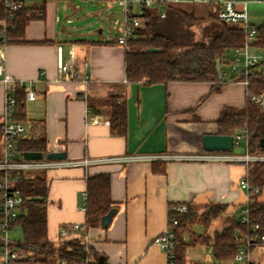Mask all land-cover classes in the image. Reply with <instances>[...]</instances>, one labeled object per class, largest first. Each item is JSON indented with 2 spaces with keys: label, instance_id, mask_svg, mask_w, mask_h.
<instances>
[{
  "label": "crops",
  "instance_id": "crops-1",
  "mask_svg": "<svg viewBox=\"0 0 264 264\" xmlns=\"http://www.w3.org/2000/svg\"><path fill=\"white\" fill-rule=\"evenodd\" d=\"M110 1L117 5L115 0ZM60 3L61 0H45L26 4L44 8V18L32 20L26 26L22 42L0 43V64L15 79L33 83L37 98L26 99L27 119L23 123L30 126L33 139L46 138L47 153L65 152L70 162L98 158L114 161L56 167L37 173L49 183V240L57 244L63 227L85 223L81 205L87 179L109 173L113 201L110 211L114 214L105 223L101 219L98 226L88 229L93 252L107 264H167L165 252L154 241L167 229L171 207L187 204L201 210L220 203L227 206L226 216L235 215L238 210L236 218H241L250 196L240 186L241 179L248 174V166L240 161L163 158L159 161L166 163L155 164L149 157L203 154L206 151L203 136L218 134L217 121L224 107L245 106L247 88L241 79H233L235 75L230 72L221 78L218 92L212 91L213 83L174 81L148 86L128 82L125 47L116 45V38L104 35L107 26L109 33L115 28L121 34L122 19L114 20L115 16L100 14L98 10L94 13L96 20L77 28L70 26L73 21L70 10ZM249 15L252 18L258 14L249 8ZM101 21L106 23L94 30ZM87 27L85 33L83 29ZM4 28L5 22L1 20L0 39ZM95 34L102 38H96ZM112 39L113 43H108ZM59 46L62 60L72 58L82 77L88 76V83L82 77L59 80ZM114 94L126 99V136L113 133L110 123H106L110 121V96ZM4 103L5 86L0 83V158ZM161 168L164 171L157 172ZM258 200L264 203V190ZM70 235L75 237L76 233ZM50 256L57 264V258ZM249 257L255 264L264 262V247L253 248Z\"/></svg>",
  "mask_w": 264,
  "mask_h": 264
},
{
  "label": "trees",
  "instance_id": "trees-1",
  "mask_svg": "<svg viewBox=\"0 0 264 264\" xmlns=\"http://www.w3.org/2000/svg\"><path fill=\"white\" fill-rule=\"evenodd\" d=\"M44 18V8L24 7L12 19L8 18L4 4L0 1V21L6 20L7 27L3 31L0 43L22 42L25 37L26 26L36 19ZM144 28L139 30V38L130 41L125 47V68L128 82L153 85L168 84L174 81L185 83H213V92L221 89V69H226L223 63L225 52L244 44V33L236 28L218 21L214 12L209 11L206 17H199L193 11L181 7H170L166 17H160L156 12L148 11L143 19ZM202 38L197 39L193 27L202 26ZM257 46L264 47L263 27H257ZM116 44V42L114 41ZM151 48L157 49L155 51ZM243 79L242 76L233 79ZM89 85V84H87ZM249 90L252 93L264 92V75L252 76L249 79ZM16 121L26 122V92L17 86ZM110 126L113 133L127 135L128 114L126 99L119 95L110 96ZM218 134L235 136L241 128L247 129L249 153L263 155L264 147V108L247 98L242 108L224 107L217 121ZM19 151L47 152V140L20 139ZM223 152V151H219ZM156 161L155 164H162ZM166 163V162H163ZM164 171L163 168L157 172ZM40 173L20 174L19 186L22 192L29 197L22 205V215L15 226H20L23 232V242L33 248L26 249L32 252L34 260L50 256V251H65L68 245L75 250L81 246L80 237L70 241L54 244L49 240L47 229V205L49 183ZM248 182L257 191L250 192L249 200L244 208L249 210V223L242 222L235 215L227 216L224 226L214 228L210 234L197 237L191 232L192 226L201 224L210 225L224 213L227 206L213 203L201 210L188 205L185 213L177 212L179 223L175 227L174 264H189L187 250L190 246L202 244L210 246L215 264H230L235 258L238 248L247 238L264 234V203L259 202L258 196L264 190V161L254 160L248 164ZM87 203L85 224L88 228L100 224L103 216L112 209L111 176L109 173H99L87 179ZM175 211H170L169 215ZM252 224H258V232H253ZM188 236V238H187ZM57 245V246H56ZM253 247H249L251 252ZM92 251V257L99 264H107L106 260ZM46 259V258H45Z\"/></svg>",
  "mask_w": 264,
  "mask_h": 264
},
{
  "label": "built area",
  "instance_id": "built-area-1",
  "mask_svg": "<svg viewBox=\"0 0 264 264\" xmlns=\"http://www.w3.org/2000/svg\"><path fill=\"white\" fill-rule=\"evenodd\" d=\"M6 9L8 18H14L19 11L26 7L27 3L45 1V0H0ZM122 12V32L115 39L116 45L126 47L130 41H135L139 38V30L144 28V17L148 11L156 12L160 17L164 18L167 15V10L170 7H176L181 4H203L209 7L211 12H214L217 19L221 23H225L231 27H236L244 33V44L240 47L230 49V55L225 56L224 64L228 67L230 73L236 76H242L243 83L247 90V98L253 102L260 104L264 108V92L252 93L249 90V79L252 76L264 75V57L260 54L251 52V47L257 41L258 29L255 22L249 15V6L252 3H264V0H115ZM5 28L7 27V21ZM3 29V31L5 30ZM58 71L59 80H73L82 77L81 72L75 65L72 58L67 61L62 60V47L59 46ZM220 75L226 77L227 69H221ZM84 83L89 82L88 76H83ZM0 83L5 86V105L2 120V135H3V156L0 158V255L1 264H19L20 262L32 260V252H27L26 249L33 248L26 245L24 242L17 241L10 237V232L14 229L15 223L22 215V205L29 199L19 186L21 179L20 174L36 173L39 171H47L56 167H65L73 165H89L93 163H103L114 161L111 158L85 159L80 162H70L64 160H25L22 153L19 151L20 139H33L30 126L26 123L16 121L17 98L15 89L17 86L24 88L26 99L33 101L37 98V94L32 89V82H24L15 79L9 74L4 66L0 64ZM110 123V121H106ZM234 146L240 145L245 139L244 154L238 155L228 151H205L201 155L181 156L168 155L165 157L152 156L149 159L159 161L163 160H196L209 162H244L247 166L249 162L254 160L264 161L263 155H251L249 153L250 136L245 128H241L235 136ZM137 157L135 159H140ZM119 160V159H117ZM162 160V159H161ZM247 176H244L240 181V186L248 192L257 191L252 188L248 182ZM87 192L83 193V202L81 205L82 211L86 212ZM189 209L187 204H178L171 207L170 211H175L169 215L167 229L155 238L154 243L165 252L167 256V264H174V249H175V227L179 220L177 212L185 213ZM169 211V212H170ZM249 210L242 209V222L249 223ZM88 227L85 223H72L68 227H63L58 239V243L67 242L73 239L70 234L75 232V237H80L81 241L77 249L72 245H68L65 251L60 252L55 249L50 251L49 255L57 258V264H99L92 257V248L87 237ZM253 232H258L259 225L252 224ZM57 243V244H58ZM57 246V245H56ZM249 247H264V234L256 235L252 238H247L238 248L235 258L230 264H255L250 260L248 251ZM264 264V262L259 263Z\"/></svg>",
  "mask_w": 264,
  "mask_h": 264
},
{
  "label": "rangeland",
  "instance_id": "rangeland-1",
  "mask_svg": "<svg viewBox=\"0 0 264 264\" xmlns=\"http://www.w3.org/2000/svg\"><path fill=\"white\" fill-rule=\"evenodd\" d=\"M110 0H61V5L62 8L66 5L67 9L70 10L69 16L73 17L72 24L70 26H76L78 27H84L86 23H88L89 20H96L98 17L94 14L97 13L98 10H100V14H105V15H110V16H115L114 20L122 19V12L120 8L113 3H110ZM74 6H78V8L75 9ZM177 7H181L187 11H193L195 15L199 17H206L208 15L209 7L207 5L203 4H181L178 5ZM250 9H254L256 14L254 15L251 19L255 22L257 27H263V33H264V4H251ZM80 16V18H78ZM65 20V17H63V21ZM104 23L101 21V23H97L95 25L96 30L98 27L103 26ZM206 24L203 23L202 26H195L193 27V30L195 31L196 38L201 39L202 38V27ZM107 26V24L105 25ZM88 27L83 29L84 32L86 33ZM106 37L109 35L111 38H117L120 35V32H118L117 29L113 28L111 32H108V26L105 30ZM87 35H85L86 37ZM96 38H102L98 34L94 35ZM257 41L255 40V43ZM108 43H113V39L109 40ZM251 52L260 54L264 57V47H259L257 45H254L251 47ZM226 56L230 55V49H228L225 52ZM227 71H229L227 67ZM244 146H245V139L242 141L240 145H235L234 149L228 151V152H234V153H244ZM240 211V210H239ZM239 212L236 210L235 216L238 217ZM228 220L226 213H224L221 217L217 218L211 225L210 227L204 226L201 224H196L192 227H190L191 232L193 237H197L198 235L202 234H210L214 228H219L221 229L224 226V223ZM10 237L12 239H15L17 241L23 242V232L20 226H15L14 229L10 232ZM188 254V261L189 264H215V259L212 254V249L210 246L202 245V244H197L194 246H190L187 250ZM40 262H35V261H23L20 262L19 264H54L55 258L54 257H49L48 259H45V257H41V260H37Z\"/></svg>",
  "mask_w": 264,
  "mask_h": 264
},
{
  "label": "water",
  "instance_id": "water-1",
  "mask_svg": "<svg viewBox=\"0 0 264 264\" xmlns=\"http://www.w3.org/2000/svg\"><path fill=\"white\" fill-rule=\"evenodd\" d=\"M155 51L157 49L151 48ZM261 145L264 147V139H262ZM234 147V139L231 135L221 134H206L203 136V148L209 152L215 151H230ZM25 160H43L45 158L50 160H64L67 158L65 152H40V151H25L22 153ZM114 214V211H110L107 215L102 217L103 223L105 219H110Z\"/></svg>",
  "mask_w": 264,
  "mask_h": 264
}]
</instances>
